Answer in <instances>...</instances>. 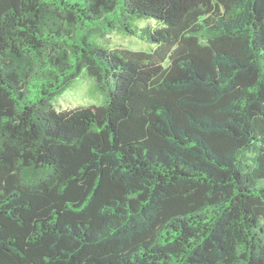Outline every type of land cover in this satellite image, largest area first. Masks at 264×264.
Here are the masks:
<instances>
[{
    "label": "trees",
    "instance_id": "trees-1",
    "mask_svg": "<svg viewBox=\"0 0 264 264\" xmlns=\"http://www.w3.org/2000/svg\"><path fill=\"white\" fill-rule=\"evenodd\" d=\"M0 264H264V0H0Z\"/></svg>",
    "mask_w": 264,
    "mask_h": 264
},
{
    "label": "rangeland",
    "instance_id": "rangeland-1",
    "mask_svg": "<svg viewBox=\"0 0 264 264\" xmlns=\"http://www.w3.org/2000/svg\"><path fill=\"white\" fill-rule=\"evenodd\" d=\"M138 24L145 26L155 25L156 23L151 20H140ZM98 40L112 48L121 47L132 50H152L155 47L154 44L148 41L118 30L108 33L105 37H99ZM93 83V79L86 74L78 77L70 87L57 94L53 100L55 108L62 110L77 106L101 105L103 98L94 91Z\"/></svg>",
    "mask_w": 264,
    "mask_h": 264
}]
</instances>
